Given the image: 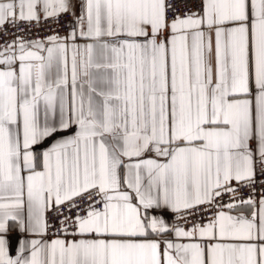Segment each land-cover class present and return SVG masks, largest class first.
Returning <instances> with one entry per match:
<instances>
[{
  "label": "snow or ice",
  "instance_id": "obj_1",
  "mask_svg": "<svg viewBox=\"0 0 264 264\" xmlns=\"http://www.w3.org/2000/svg\"><path fill=\"white\" fill-rule=\"evenodd\" d=\"M0 264H264V0H0Z\"/></svg>",
  "mask_w": 264,
  "mask_h": 264
}]
</instances>
